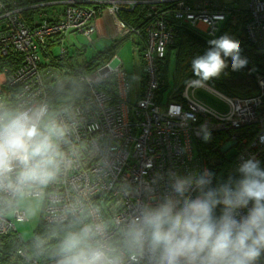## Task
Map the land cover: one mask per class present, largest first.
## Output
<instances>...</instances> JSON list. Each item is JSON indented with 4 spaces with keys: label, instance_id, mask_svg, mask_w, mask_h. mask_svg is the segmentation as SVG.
I'll list each match as a JSON object with an SVG mask.
<instances>
[{
    "label": "built area",
    "instance_id": "1",
    "mask_svg": "<svg viewBox=\"0 0 264 264\" xmlns=\"http://www.w3.org/2000/svg\"><path fill=\"white\" fill-rule=\"evenodd\" d=\"M32 7L61 5L50 16L57 20H41L33 28L18 16V9L4 11L0 3V20L6 28L0 32V56L13 51L24 54L23 63L11 74L0 72V104L10 108H30L38 104L50 107L49 76L41 67L40 47L49 36L65 38L70 32L83 34L93 42L97 19L106 11L114 18L117 36L137 35L135 52L143 48L146 84L136 88L132 100L130 75L115 57L92 73L80 74L89 89L78 100L62 107L52 118L68 128L61 148L66 163L56 180L46 188H33L25 196L45 200L43 221L79 225L90 220L109 225L104 239L123 250L122 230L139 209L154 200L163 190L157 180L169 170L186 174L205 168L212 171L205 157H196L194 140L211 129H236L247 123H260L256 137L239 147L237 164L254 156L259 160L264 149V76H260L261 95L250 98L229 97L205 85L224 99L229 108L219 112L199 99L195 88L185 85L179 97L166 108L157 101L160 86L158 61L165 57L173 42V22L181 21L208 36L217 37L222 24L233 11L248 16L249 38L264 46V0H46ZM148 18L145 31L119 18L122 9H135ZM47 15V14H46ZM123 39V38H122ZM66 49L61 48V52ZM99 84V85H98ZM105 86L104 88L101 86ZM19 89L14 93L12 89ZM236 135L230 141L236 147ZM231 147V148H232ZM230 148V149H231ZM194 195V194H193ZM10 193L0 191V236L16 233V222L27 221L26 211L16 204ZM17 264H58V259H37L27 244L18 250ZM139 264H151L147 255ZM264 264V257L258 262Z\"/></svg>",
    "mask_w": 264,
    "mask_h": 264
},
{
    "label": "clouds",
    "instance_id": "2",
    "mask_svg": "<svg viewBox=\"0 0 264 264\" xmlns=\"http://www.w3.org/2000/svg\"><path fill=\"white\" fill-rule=\"evenodd\" d=\"M209 45L191 62L189 88H202L220 77L228 67L226 58H231L233 71L248 64L240 42L227 34ZM67 135V126L52 118L45 104H0V191L19 199L54 182L66 163L61 145ZM157 180L163 190L124 226L123 250L104 239L107 223L90 220L65 233L58 264H139L145 255L151 264H258L264 257L260 160L242 159L227 179L217 180L205 168L186 174L169 170Z\"/></svg>",
    "mask_w": 264,
    "mask_h": 264
},
{
    "label": "trees",
    "instance_id": "3",
    "mask_svg": "<svg viewBox=\"0 0 264 264\" xmlns=\"http://www.w3.org/2000/svg\"><path fill=\"white\" fill-rule=\"evenodd\" d=\"M46 0H34V3ZM4 6V11L18 9V16L24 20L30 29H33L41 20L54 21L55 16H43L40 13V7H32V0H0ZM1 13V12H0ZM119 18L131 26L145 31L144 24L148 18L139 14V9H122L119 12ZM248 16L244 12L233 11L221 26L217 37H211L202 31H199L187 23L181 21L173 22L174 33L173 42L168 47L164 58L158 61L160 72V86L157 92V101L161 102L164 92L168 89L166 82V68L172 52H176V79L180 82V87L172 92L179 97L183 91L186 81L194 78L191 71L192 60L203 55L210 47L209 41L219 38L225 34L229 35L241 44L242 56L246 57L248 64L239 71H233L231 67V58H226L228 67L220 77L207 82L214 89L222 92L229 97L250 98L261 95L259 83L260 76H264V46L253 42L246 31V22ZM0 32L6 28L5 23H1ZM118 39V38H116ZM66 50L61 52V48ZM118 45L116 43L107 46L98 51L95 55L86 59L84 62L78 60V55L83 52L77 45L66 44L62 36H49L44 46L40 47L42 62L41 67L49 76L48 95L45 100L50 107V115H53L62 107L78 100L88 91L89 85L86 81H81L79 76L83 73H92L111 61L117 54ZM143 48L139 50L138 55L143 59ZM24 54L21 51H13L8 55L0 56V72L6 71L11 74L23 63ZM145 64V62H144ZM146 84L145 74L141 82L143 89ZM99 85V84H98ZM101 86V85H100ZM8 86H6L7 88ZM105 87V86H101ZM16 92L19 87L9 88ZM264 101V97H263ZM260 128V123H247L236 129L219 128L211 129L203 133L202 136L194 140V149L198 148L196 157H205L210 162L212 172L216 174V179H227L229 175L235 174L237 164V150L232 156L223 152L221 148L230 141L235 134L236 147L250 142L256 137ZM210 136L205 139V136ZM259 160L264 167V149L260 152ZM219 211V209H218ZM80 225L77 222L72 223H47L42 221L35 231L33 238L26 243L31 253L41 261L48 262L59 259L58 246L65 233L69 230H76ZM25 244L20 240L16 233H9L0 236V264H17V250Z\"/></svg>",
    "mask_w": 264,
    "mask_h": 264
},
{
    "label": "rangeland",
    "instance_id": "4",
    "mask_svg": "<svg viewBox=\"0 0 264 264\" xmlns=\"http://www.w3.org/2000/svg\"><path fill=\"white\" fill-rule=\"evenodd\" d=\"M225 3H233L234 0H223ZM62 8L61 5H57V10ZM54 7L52 5H46L41 7L40 12L50 15ZM118 39L103 37L100 41H96L92 44L83 34L78 32H70L65 36L66 44L77 45L80 49H84L83 52L78 55V60L84 62L86 59L95 55L98 51L103 50L107 46L113 43L118 45L117 54L115 60H119L122 63L123 68L130 75L132 100H135L138 95L136 94V88H140V84L143 80L145 64L143 59L138 53L135 52V46L139 45V37L135 34L122 37L117 36ZM123 38V39H122ZM176 52L173 51L169 58L168 66L166 68V82L168 89L164 92V102L160 104L162 108H166L172 101L173 90L180 87V82L176 79ZM208 85V84H207ZM210 86V85H209ZM195 95L203 100L208 106L215 108L220 113L226 112L229 108L228 103L212 92L208 87L195 88ZM237 147H232L228 150L227 155L232 156ZM195 151L198 154V148L195 147ZM45 200L42 197H28L24 196L17 199L16 204L19 205L26 213L34 211V214L27 216V221L16 222L17 235L23 243H28L34 236L36 229L44 219L43 207Z\"/></svg>",
    "mask_w": 264,
    "mask_h": 264
},
{
    "label": "crops",
    "instance_id": "5",
    "mask_svg": "<svg viewBox=\"0 0 264 264\" xmlns=\"http://www.w3.org/2000/svg\"><path fill=\"white\" fill-rule=\"evenodd\" d=\"M52 6L54 7V9H53L51 15L53 14L54 11H59V10H57V6H56V8L54 5H52ZM39 9H41V7ZM40 14L42 15L41 17L47 16L45 13L40 12L39 15ZM96 28H97V30H96L95 34L93 35L94 40H93L92 44H95L96 41H100L103 37L114 38V39L117 38V26L115 24L114 18L107 11L97 19V27Z\"/></svg>",
    "mask_w": 264,
    "mask_h": 264
},
{
    "label": "water",
    "instance_id": "6",
    "mask_svg": "<svg viewBox=\"0 0 264 264\" xmlns=\"http://www.w3.org/2000/svg\"><path fill=\"white\" fill-rule=\"evenodd\" d=\"M233 145H234V142H233V141H229V142H227L225 145H223V147L221 148V150H222L223 152H226V151H228Z\"/></svg>",
    "mask_w": 264,
    "mask_h": 264
}]
</instances>
